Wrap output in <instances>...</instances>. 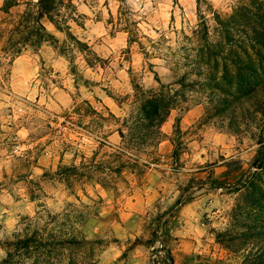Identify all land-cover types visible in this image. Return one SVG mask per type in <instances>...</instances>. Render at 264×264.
<instances>
[{"label":"rangeland","instance_id":"rangeland-1","mask_svg":"<svg viewBox=\"0 0 264 264\" xmlns=\"http://www.w3.org/2000/svg\"><path fill=\"white\" fill-rule=\"evenodd\" d=\"M201 3L197 1L198 27L193 29L192 37L179 29L188 42L179 50L180 60L165 63L169 72L163 76L172 79L161 86L175 95L162 94L143 105V109L151 110L150 106L156 104L162 112H167L169 105L179 108L174 128L182 135L169 141L172 151L162 142L156 148L160 155L153 153L151 158L147 153L137 156L129 151L134 163L119 167L98 162V151L86 163L83 152H74L73 160L77 156L82 159L77 168L74 164L65 166L64 159L74 148L77 130L88 131L83 118L98 115L91 102L84 99L74 107L72 113L77 118L73 119L67 109L48 115L47 109L19 92L33 86L28 77L34 62L43 76L50 77L63 92L68 91L65 83L69 74L73 87L82 85L91 92L100 86L94 77L105 74L113 57L103 59L95 50L104 43L99 37L92 44L86 42V21L90 17L79 12L72 0H54L50 13L41 9L39 0H5L0 8V53L4 57L0 59V68H4L0 92L8 100L0 98V103L6 105L0 108V151L12 154L21 128L29 124L43 125L37 134L30 135L49 139L37 145L34 154L28 150L24 158L13 155L10 171L4 170V180L0 181V212L4 221L10 219L14 207L23 200L20 192L27 195L29 203L42 197L58 200L63 195L80 203L77 206L69 202L68 210L61 215H49L50 229L34 230L25 239L8 242L7 247L13 251L4 264H25L28 259L34 264H151L150 246L158 231L169 264H254L258 245L247 240L254 228L262 229L264 224V162L256 161L264 145V115L251 107L249 96L257 91V77H264V0H241V7L231 16L209 5L215 20L212 25ZM174 4L183 15L185 6L179 0ZM100 19L97 14L94 23ZM114 19L109 12L107 23L112 24ZM169 20L173 24L176 18L170 16ZM47 24L66 39L50 32ZM138 27L135 22L125 21V27L117 29L130 32L129 48L123 50L127 61L133 55L131 44L144 48L136 32ZM117 31H110L109 38L115 39ZM61 56L69 61L68 73L63 75V66L58 64ZM81 60L92 69L91 73L80 66ZM181 66L186 69L183 75L178 71ZM148 69L161 82L155 66L149 64ZM192 77L196 79L188 83ZM174 84L180 86L179 91H175ZM44 87L47 91L46 83ZM136 87L139 91V85ZM102 90L116 99L109 89ZM80 95L79 91L75 96L69 93L73 103ZM40 98L37 94L36 99ZM204 98L207 104L202 103ZM94 99L104 103L98 96ZM25 105L43 111L45 116L22 112ZM104 107L111 114L106 103ZM60 116L63 119H58ZM149 120L163 122L155 117ZM161 156L170 162L167 173ZM37 167L43 169V176L29 179ZM53 167L57 168L55 173L50 171ZM177 173L182 182L176 187L182 195L173 198L171 178ZM4 192L12 197L11 201L3 202Z\"/></svg>","mask_w":264,"mask_h":264},{"label":"clouds","instance_id":"clouds-1","mask_svg":"<svg viewBox=\"0 0 264 264\" xmlns=\"http://www.w3.org/2000/svg\"><path fill=\"white\" fill-rule=\"evenodd\" d=\"M33 2L35 3L37 0H33ZM72 3L77 5L79 12L87 13L90 17L86 21L88 29L86 42L92 44L99 37L104 43L96 46L95 50L103 59L107 60L113 57L109 67L105 70V74L94 77L100 86L94 88L91 92L82 85L80 88L73 87V77L69 74L65 83L68 91L63 92L51 83L50 77L43 76L39 64L34 62L28 77L33 81V86L31 89L25 88L19 92V95L25 96L28 101L47 109L48 115L53 112L61 113L64 109H67L68 113L73 115V119H76L77 117L72 113V109L84 99L90 101L92 107L98 113V115H89L83 118V124L87 126L88 131L85 133L77 130V137L73 138L75 140L74 148L69 150L65 156V166L71 167L74 164L79 168L81 165V157L77 156L73 160L74 152H83V162L86 163L93 156L94 151H98L100 155L97 157V161L111 163L112 167H119L122 163H134L132 157L128 155L129 151L135 152L137 156L147 153L149 158L153 153L160 155L156 148L158 145L162 146L161 142L163 145H168V151L171 152L172 146L169 141L182 135L174 128L179 108L169 105L163 122L153 123L144 113L143 105L148 100L159 98L162 94L165 97L175 95V92L171 89L165 90L161 86L162 84L168 85L172 79L171 76L167 79L163 76L164 73L169 72V67H166L165 63L167 61L171 65L173 62L180 60L179 50L182 45L188 43L180 35L179 29L183 28V31L189 37H192L193 29L198 27L197 0H179V3L185 6L183 15L181 9L174 4V0H87V5H85V0H72ZM4 5L5 0H0V8ZM209 5L212 9L231 16L235 9L241 7V0H206V3L202 0L201 10L209 24L212 25L215 24V20L209 11ZM61 12H64L63 8ZM109 12L115 18L112 24L107 23ZM122 12L127 13V15L122 16ZM97 14L100 15L101 19L98 23H94ZM170 16H175V23L170 24ZM117 20L119 23H116ZM182 20L183 23H181ZM125 21L138 24L139 27L136 32L144 45L143 50H141L139 44H131L133 55L130 61L125 60L123 54V50L129 48L130 32L126 30L117 31V29L125 27ZM69 24H72L71 20H69ZM46 27L61 40L66 39L63 33L55 32L51 24H47ZM73 27L75 28L74 24ZM173 29H176V31H173ZM110 31H117L115 39L109 38L108 33ZM79 38L84 39L83 36ZM2 43L0 41V46H2ZM101 49H103L102 52ZM192 55L194 57L195 53H192ZM0 59H4L2 53H0ZM79 63L82 68L87 69V73L92 72V69L87 68L82 60ZM58 64L63 66L62 75L68 73V59L61 56ZM149 64L155 66L157 72L161 74V82H157L153 71H149ZM119 65H122V67ZM97 68H99V65H97ZM178 71L183 75L186 69L181 66ZM115 77H119V79H115ZM3 78L4 68H0V83H3ZM195 79V77H192L187 82L192 83ZM134 80L135 84L133 83ZM45 83L48 85L47 91L44 87ZM136 85H139V91ZM103 88L112 91L116 99L110 98L102 90ZM174 88L175 91H179L180 86L174 84ZM13 91H17V89L14 88ZM77 91L81 95L73 103L72 96H75ZM149 91L152 94H148ZM69 93L72 96H69ZM141 93L144 95H141ZM37 94L41 97L39 100L36 99ZM94 96H98L101 101L107 104L108 108L111 109V114L105 109L104 103L97 102ZM138 96L141 98L137 99ZM0 98L8 100V97H4L2 92H0ZM207 102V98L202 101L203 104H207ZM5 106V104L0 103V108ZM21 111L28 112L33 116H45L43 111H34L27 105L23 106ZM58 119H63V116L58 117ZM42 127V124H37L35 127L29 124L26 129L22 127L19 132L17 146L12 149V154L0 151V181L4 180V170L10 171L13 155L24 158L27 156L28 150H32L34 154L36 146L49 139L48 136L37 139L35 135H30L37 134L38 129ZM196 159H199V156ZM161 161L162 167L167 173L170 162L165 160L164 156H161ZM50 171L55 173L57 168L53 167ZM179 175L177 173L176 176L171 178L173 186L170 192L173 198H179L182 195V191L176 187L177 184L182 182L177 179ZM41 176H43V169L37 167L33 169V176L29 179ZM13 191H16V189H13ZM19 194L23 195V200L14 207V211L10 213V219L4 221L3 213L0 212V224L3 225V227H0V264H4L10 252L13 251V249L7 247L8 242L14 243L17 238L25 239L26 235L30 236L34 230L50 229L52 225L49 223V215L52 217L61 215L68 210L67 205L69 202L77 206L80 203L70 195H63L58 200L42 197L29 203L26 194H23V192ZM50 195L51 193H49ZM4 197L6 198L3 201L5 203L12 199L7 192H4ZM85 203H88V201H85ZM24 216H27L26 220L22 219ZM26 228L28 229L27 234L25 233ZM25 264H34V260L28 259Z\"/></svg>","mask_w":264,"mask_h":264},{"label":"trees","instance_id":"trees-1","mask_svg":"<svg viewBox=\"0 0 264 264\" xmlns=\"http://www.w3.org/2000/svg\"><path fill=\"white\" fill-rule=\"evenodd\" d=\"M199 1V0H197ZM40 7L45 13H50L53 10L54 7V0H39ZM249 99L251 100V107L258 113L264 115V77H257V91L255 93H252L249 96ZM237 103L241 106L240 100L237 101ZM151 110H148L147 107L143 109L144 113L148 116V118H157L159 121H163V119L166 117L167 112H162V110L158 111V105L150 106ZM165 106H163L162 109H164ZM166 109V108H165ZM243 106L240 108V112L242 113ZM256 161H258L260 164L264 162V145L259 149ZM237 187V185H234L233 188ZM262 229L260 228H254L253 232L248 236L247 241H251L255 244L253 246L258 245L257 248H255L256 252L254 255V264H264V224L261 225Z\"/></svg>","mask_w":264,"mask_h":264},{"label":"built area","instance_id":"built-area-1","mask_svg":"<svg viewBox=\"0 0 264 264\" xmlns=\"http://www.w3.org/2000/svg\"><path fill=\"white\" fill-rule=\"evenodd\" d=\"M65 128L64 126L61 127ZM164 240L160 235V232H156V239L150 246L151 251V264H169L170 257L166 252Z\"/></svg>","mask_w":264,"mask_h":264}]
</instances>
